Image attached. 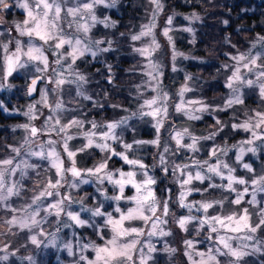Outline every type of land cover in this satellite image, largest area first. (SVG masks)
<instances>
[{
    "label": "clouds",
    "instance_id": "clouds-1",
    "mask_svg": "<svg viewBox=\"0 0 264 264\" xmlns=\"http://www.w3.org/2000/svg\"><path fill=\"white\" fill-rule=\"evenodd\" d=\"M186 2L192 3L193 0ZM194 2L203 5V0ZM139 3L140 0H133V7ZM148 3L153 5L151 0ZM38 5L40 0H0V25H9L0 31V93H6L9 97L18 93L26 99L31 98L24 105L23 111L15 106L10 111L4 101L0 100V108L6 115L18 113L27 118L24 123L9 125L14 134L12 140L15 141L5 145L10 151L5 152L4 148H0V153H3L0 159L14 161L13 170L7 172L4 181L0 182V190L4 192L0 197V264H46L41 255L43 250L49 248L56 250L58 264H86L82 257H86L93 250L92 246L98 243L99 232L106 230L100 217L93 213L108 204L112 205L109 208L111 212L120 203H127L126 198L115 201L114 197L120 194L119 185L108 182L109 174L113 180L118 179L123 168V161L119 166L115 165L112 159L114 152L118 160L127 156L129 160L145 163L146 168L133 167L131 170L136 172L138 182L142 181L145 171L155 180L152 185L155 196L149 200L146 209L151 215L150 209L156 208L155 214L160 221L155 235L149 236L150 226H143L145 231L140 237L142 242L134 251L133 259L125 260L123 264H141L140 249L144 252L146 264H189L188 256L185 255L189 251L185 247L188 239H192L196 245L191 250L196 260L199 259L195 257L196 250H209L217 259L223 254L219 264H264L261 258L264 257V234L258 228L256 231L230 234L233 236L231 246L241 253L239 257H233L216 243L210 230L205 232L199 224L203 216L208 214L200 207L202 203H219L222 205L220 211L224 214L235 213L239 216L241 208L231 201L240 198V193H244L241 204L248 208L250 223L257 225L264 221V187L261 186L264 183V94L260 91L264 85V75H260V69L264 68V50H258L264 35L257 34L251 39L245 36L249 47L242 50L226 34L222 39L210 42L211 46L203 47L206 55H195L199 41L198 25H203L208 8L204 6L203 13L196 10L187 14L173 11V20L176 16H182L187 21V25L179 31L187 33V42L191 48L188 51L176 48L178 55L175 59L171 54L170 71L173 75L183 74V79L179 80L178 87L169 88L163 82L169 65L165 62L161 43L152 60L163 75L157 74L156 79L150 80L144 74L147 61L134 51L141 46V42L137 46L130 39L144 24L140 25L138 32H133L131 28L121 31L120 21L109 14L115 11L122 15L121 6H127V0H97L91 11L86 10L80 0H62L65 15L57 21V26L67 39L75 38L81 42L83 54L78 55L77 63H72L71 57L64 52L57 62L54 45H42L44 55L49 56L48 68L22 57L16 70V77L21 78V83L5 76L6 54L15 53L16 47L24 45L27 37L17 31V26L22 29L28 18L27 12L30 10L36 13ZM13 6L22 10L26 16L8 22L5 15ZM77 7L79 11L75 16L68 14L69 9ZM254 10L255 6L242 9ZM221 23L227 26L229 22L222 20ZM261 23L264 24V19ZM82 24L88 25L87 31L80 28ZM241 27H237V32H240ZM13 30L16 35H13ZM125 44L129 51H124ZM223 45L235 49V54L224 51V56H250L257 63L251 73L244 70L241 81L234 83L231 88H226L225 92L214 90L208 97V87L218 80L225 84L230 75L224 65L231 67L232 62L220 61L217 51L218 47L222 50ZM124 55L141 59H135L134 63L124 68L125 75L121 76L118 66ZM110 56L115 59H110ZM178 61H194L205 67L193 72L188 70L186 64L182 65ZM213 61H218L219 66L212 67ZM93 63L100 64L101 68L95 72L88 71L87 68ZM81 64L85 67H81ZM33 79L42 81L41 90L47 94L48 104L51 105L53 115L60 121L59 127L64 128L63 133L56 131L50 136H32L31 127L42 128L45 123L43 120L38 125V120H30L25 115L30 112V106L40 103V97L34 98L35 93L29 94L28 91ZM57 79H63L64 83L57 85ZM249 80L253 82L251 85ZM181 89H187L183 97L180 96ZM157 95L160 103L154 107H159L161 111L153 117L150 114L153 108L144 102L150 96ZM249 96H254V106L246 104ZM190 100L198 103L189 104ZM57 104L60 105L59 109L56 108ZM177 104H181L179 111ZM164 108L167 109V115L164 114ZM45 109L49 111L48 108L39 109L42 115H45ZM225 112L230 113L229 116L224 117L222 114ZM69 122H73L72 126L66 128ZM197 122H202L203 126H197ZM245 124L249 127H244ZM25 125H28L27 129ZM108 125L113 127L108 128ZM18 130L21 134L15 135ZM145 133H151V138H144ZM238 133L241 135L236 138ZM68 136L72 139H67ZM178 140L181 141L179 144ZM66 143L67 151L76 154L74 159L68 156ZM49 152H55L56 160L63 162L64 174L55 189L48 187L49 178L56 171L52 159L47 155ZM161 156L165 157L166 165L161 164ZM149 158L151 163H146ZM109 161V167L99 173L95 172L96 167ZM191 161L198 162L199 166L192 169L193 176L198 179H194L188 187L193 195L199 194L200 198L187 201L192 204V208L188 209L180 207L173 200L171 189L165 187L163 194H160L157 187L164 180L179 188L176 175L169 176L164 168L175 169ZM72 168L77 169L79 175H74ZM158 172L162 175H158ZM228 176L235 178L231 188L225 182ZM239 180H244V183H237ZM9 187L13 188L10 196L7 195ZM42 192L43 197L40 195ZM50 192L56 201H63L60 206L64 210L60 215L53 216L52 212L47 211L49 202H52V197L48 195ZM165 203L169 207L166 217L163 213ZM208 212L220 214L214 208ZM181 214L192 217V222L184 229L178 227ZM30 215L38 222L33 223L27 219ZM72 215L78 216L81 223H75L71 219ZM21 219L28 226L22 227ZM160 231L167 235H160ZM33 237L37 243H33ZM200 244L205 246L203 250L197 247ZM217 248L219 252L215 251ZM61 253L64 255L61 256Z\"/></svg>",
    "mask_w": 264,
    "mask_h": 264
},
{
    "label": "snow or ice",
    "instance_id": "snow-or-ice-1",
    "mask_svg": "<svg viewBox=\"0 0 264 264\" xmlns=\"http://www.w3.org/2000/svg\"><path fill=\"white\" fill-rule=\"evenodd\" d=\"M80 3L84 5L86 10L91 11L96 6L97 0H80ZM153 4V9L151 13V20L148 23L144 24L141 30L138 33L133 34L130 39L134 42H141V46L136 47L134 51L138 53L141 57L144 58L147 63L144 65L145 75L149 77L150 80H154L157 77V74L163 75L159 73L158 66L153 62L152 57L154 53L160 48V42L157 39L156 28H157V18L161 12L164 10V5L162 0H151ZM42 6V9H41ZM79 11V8L69 9L68 14L76 15ZM63 8H62V0L60 3L57 0H40V5L37 7L36 13L32 11L27 12V19L24 21V27L21 29L20 26H17V31L20 32L22 36H26L27 39L24 40V45L21 47H16L15 53L6 54L5 59V76L6 77H16V70L21 63L22 57H27L30 61H35L41 64L45 69L48 68L49 65V56L44 55V49L42 45H54L55 50H57V62H59V58L62 53H68V56L71 57L72 63H77L78 55L83 54V49L80 47L81 42L76 40L75 38L69 40L62 34L61 28L57 26V21L61 20L64 16ZM95 20V16L92 17ZM173 24V18L171 16L167 19V26H165L162 30V35L167 39L168 45L171 48V54L173 59H175L178 53L176 52V45L172 39L170 33L173 31L171 25ZM80 28L83 31L88 30L87 24L80 25ZM33 41L35 43H33ZM135 44V43H134ZM41 45V46H37ZM258 50H264V38H261V48ZM6 52V50H4ZM264 59V58H262ZM231 67L227 64L224 65V69L230 73L227 78L226 83L223 85L225 88H231L232 85L236 82L241 81L243 77V71L246 70L249 73L253 71L254 65H256V61L253 60L250 56L245 57L244 55H232L230 56ZM242 66V67H241ZM260 75H264V68L260 69ZM42 81L33 79L31 81V86L28 91L29 94H38L40 97V103L36 106H30V112L25 113L26 116L30 120H39L41 116H44V125L42 128L31 127L30 131L32 136H36L38 134H43L46 136L52 135L54 132L59 131L61 133L64 132V128H60V121L56 119L51 111V105L48 104V96L41 90L40 84ZM64 83L63 79H57L56 84L62 85ZM249 85L253 82L251 80L248 81ZM51 88V84H49V89ZM159 88V84L157 85ZM187 89L180 90V96L183 97L184 92ZM261 94H264V85L261 86ZM145 105L153 108L150 114L153 117H156L158 113L161 111L159 107H154L159 101V96H150L145 100ZM198 103V101L190 100L188 102ZM40 108H48L49 111L47 115H42ZM56 108L59 109L60 105L57 104ZM2 109V108H0ZM181 109V104H177V110ZM3 110V109H2ZM164 114L167 115V109H163ZM259 115V114H258ZM73 122H69L65 125L66 128H70ZM51 127H48V125ZM26 129L28 125L24 126ZM94 128L95 126L92 125ZM108 128H112V125H108ZM244 127H249V125L245 124ZM107 135V132L104 133ZM86 135H91L86 133ZM179 135V133H177ZM67 139H72L71 136H68ZM91 143V140L89 141ZM181 141H177L179 144ZM52 141H50V144ZM68 145L65 144V150L69 157H75V153L67 151ZM215 153L213 152L212 155ZM37 155H44V153H38ZM48 157L52 159L53 167L56 171L49 178L48 187L53 189L58 187L60 178L63 176V162H58L56 160L55 152H49ZM208 155V153H206ZM112 159H116L115 152L113 153ZM161 164L166 165L167 161L165 157L161 156ZM182 159V158H181ZM119 161H123V168L119 172V178L113 180L111 174L108 176V182L119 185V195L115 196V201L119 202L122 199H127V203H120L118 207H116L113 211L109 212V208H112L111 204L105 206L102 210L97 208V210L93 213L94 216H99L101 221L104 224L106 230L99 232V242L92 246L93 250L89 251L86 257H82V260L86 261V264H123L125 260H132L133 253L137 250V246L142 242L140 237L144 234V225L150 226V231L148 235H155L159 230V218L156 216V208H151V215L148 214V209H146V205L149 200L154 198L155 193L152 189V185L155 183L153 177L147 172H143L142 181L138 182L137 174L133 169V167H138L140 169L146 168V165L142 161H134L129 160L127 156H122ZM14 161L11 159H0V182H3L5 179V175L7 172H11ZM111 161L107 164H101L96 167L95 172L99 173L103 168L109 167ZM198 162L191 161L190 163L184 164L183 166H179L175 169H170L165 167L164 171L169 175H176L177 180L179 182V191L178 194L174 195L173 200L177 201L179 206L182 208H192V204L187 203V201L192 200L193 194L188 187L192 184L194 179H198V177H194L192 174V169L198 167ZM71 171L74 175H79L77 169L72 168ZM91 171V170H90ZM235 178L232 176H228L225 178V182L229 188H231L232 183ZM237 183L243 184L244 180L236 181ZM264 187V183L261 184ZM111 191V189H109ZM246 191V189H245ZM130 193V194H129ZM135 193V194H133ZM13 194V188L9 187L7 190V195ZM4 195V192L0 190V197ZM41 197H43L44 193L42 192ZM50 197H52V202H49L47 211L52 212L53 216L60 215L64 210L60 205H62L63 201H56V197L53 193H48ZM240 198L234 199L231 203L239 206L241 208V214L237 216L235 213L226 215L220 211L222 205L219 203H202L200 207L204 210V213H208L204 215L203 218L199 221L201 228L205 232L211 231L213 237L222 248L228 250V254L233 257H239L241 255L240 250L233 248L231 246L230 241L233 236L230 234H238L244 231H256L257 228L264 232V221L259 222L257 225H253L250 223V217L248 215V208H244L241 204V199L244 197V193L239 194ZM91 199V197H89ZM176 206L175 204L173 205ZM214 208L220 214L213 215L208 212L209 209ZM169 211L168 204L165 203L163 205V213L165 217L167 216ZM11 216L12 213L10 212ZM15 219V218H14ZM27 219L32 220L33 223H37L33 215H30ZM71 219L80 224L81 221L78 216L72 215ZM192 222L191 216H185L181 214L178 220L179 229H184L186 225ZM21 226H28L24 219H21ZM219 233H223V235H219ZM160 235H167V233L160 231ZM189 236H191V231L189 230ZM33 243H37L35 237H33ZM87 248L88 245H85ZM185 247L189 249L185 253L188 256L189 264H219V260L223 259V254L217 259L215 255H213L212 251L205 250L200 251L196 250L195 257L199 259H194L192 255L193 249L196 248L194 241L192 239H188L185 241ZM201 248H203V244H201ZM151 246H149V251H151ZM216 252H219L220 249H215ZM141 253V264H146L144 258V252L140 249Z\"/></svg>",
    "mask_w": 264,
    "mask_h": 264
},
{
    "label": "rangeland",
    "instance_id": "rangeland-1",
    "mask_svg": "<svg viewBox=\"0 0 264 264\" xmlns=\"http://www.w3.org/2000/svg\"><path fill=\"white\" fill-rule=\"evenodd\" d=\"M211 1H213V0H211ZM257 2L260 4H263L264 0H257ZM162 3L164 5V10H163V12H161L159 14V16L157 18V21H156L157 28L155 31H156L158 41L163 46V54H164L165 62L169 65V68L166 70L165 76L163 77V82L169 88H175V87H178L179 80L183 79V74L177 73V74L173 75L170 71L171 48L168 45L167 39L165 37H163L162 30L165 26H167V19L169 16H171L173 11H176L179 13H184V14H187L193 10L202 12L199 9V7L197 6V5L201 6V4H196L194 2V0L192 3H188V2H186V0H162ZM153 7H154L153 5L148 3V0H140L139 5L136 7H133V0H127V6H124V5L121 6L122 15H118L115 11H112L109 14L114 19L119 20L120 24H121L122 18L124 21L127 20L128 23L126 22V24H128V26L125 27V29H123V30L120 29L121 31H127L129 28H131V30L133 32H138L140 30L141 24H146L149 22ZM262 10H264V9H262ZM251 12H254V11H251ZM127 15L129 18L125 19V16H127ZM25 16H26V14L22 10L15 9L13 6V8H10L7 11V13L5 15V20L8 22H11L15 18H24ZM222 20H227L229 22L228 25L230 24L229 19L223 17ZM207 23H208V20L206 19V16H205L204 21H203V25H198V27L200 28V31L202 29L206 28ZM186 25H187V21L183 20L182 16H176L173 20V24L171 25V27L174 29V31L170 34L173 35V37H174L176 48L181 50V51H188L191 48V45L188 44V42H187V40H188L187 33H182L181 31H179V29L181 27L186 26ZM7 26H9V25H0V31H2L4 29V27H7ZM259 27L261 28L262 31H257L255 36L257 34L264 35V24H262L261 21L259 23ZM13 35H16L15 30H13ZM198 35H199V33H198ZM25 39H27V38H25ZM125 40H126V38H125ZM134 43L137 46L140 45V42H134ZM124 51H129L126 44H125ZM196 53H197V51L194 54L197 55ZM227 57H229L228 61H230V56H227ZM112 58L115 59V57H111L110 59H112ZM122 58L126 59V62L124 63V65H122L123 68L129 67L132 63L135 62V59H141L140 57H136L134 59V58L129 57L127 55L121 56L120 59L122 60ZM178 63H180L182 65L186 64L188 70L193 71V72L197 71L202 66L199 63L194 62V61H189V62L178 61ZM119 66H121V64ZM13 79L18 80L22 83V80L20 77H15ZM40 87H42V83L40 84ZM225 90H226V88H225ZM17 95H19V94L18 93L13 94L11 97H9L6 93H0V100L4 101V104L6 105V107L10 111L13 109L14 106L19 108L21 111H23L24 105L28 102V99H31V98L26 99L24 96L20 95L22 97V101L17 102ZM191 95H193V94H190V96ZM38 97H39L38 94H36L34 96V98H38ZM110 111L111 110H109V115H110ZM44 112H45V115H47L48 110L45 109ZM0 115H2L4 118H8V117L19 118L16 123H24L27 120L26 117H23L22 115H20L18 113L6 115L2 109H0ZM90 115H92V114H90ZM208 118H210V117H208ZM43 120H44V116H41L40 119L37 121V124L39 125L40 123L43 122ZM210 120H211V118H210ZM197 123H200V122H197ZM1 129L2 128L0 127V130ZM9 129H10V127H9ZM10 132H11V129H10ZM20 134L21 133L19 130L17 131V133H15V135H20ZM13 135L14 134L12 133L10 136L3 137V142L0 144V148H4L5 152L10 151V149L5 147L6 144L15 143V141L12 140ZM240 135L237 138H239ZM144 138H151V133H145ZM2 157H3V153H0V158H2ZM178 159H181V158L178 157ZM114 160L116 161L115 162L116 166H119L121 164V162L118 159H114ZM146 163H151V159L149 158L146 161ZM157 174L162 175V173H159V172ZM159 185H162V192H163L164 188L167 187V188L171 189L172 196L178 194L179 188L175 184L166 183L164 180H161ZM89 190H91V189H89ZM192 198L193 199L194 198L199 199L200 197H199V194H194ZM248 198H250V197H246V199H248ZM261 234H264V232H262ZM197 239H200V238L197 237ZM197 247L200 248L201 250H203L205 246L203 245V248H201V244H200ZM60 255L63 256L64 254L61 253ZM56 256H57L56 250L49 248V249L43 250L41 258L46 260V264H58V261L56 260ZM261 258H263V257H261Z\"/></svg>",
    "mask_w": 264,
    "mask_h": 264
},
{
    "label": "trees",
    "instance_id": "trees-1",
    "mask_svg": "<svg viewBox=\"0 0 264 264\" xmlns=\"http://www.w3.org/2000/svg\"><path fill=\"white\" fill-rule=\"evenodd\" d=\"M199 9L204 12V6H207L208 11L206 13V19L208 20V23L206 24V28L199 31V41L197 45V55H206L203 52V47L205 45L211 46L210 42L220 40L223 38L224 35H228L229 38L232 40L233 43L237 45V47L241 48L242 50L249 47V44L245 40V36H248L249 39L255 36L257 31H262L259 27V23L262 19H264V3L260 4L257 2V0H213L209 2V0H203V5L199 6ZM255 6L254 12L251 11H242V9H251ZM261 10V11H260ZM225 17L230 20V24L228 26H225L221 23L222 18ZM129 18L128 15L125 16V19ZM127 20H121L120 29L123 30L125 27L128 26L126 24ZM128 23V22H127ZM240 32H237V27L241 26ZM219 59L220 61H228L229 57L224 56V51H227L231 54H235V49L232 48L230 45H223L222 50L220 47L217 48ZM112 56H110L111 58ZM113 59V58H112ZM126 62V59L121 60V66H118L119 74L121 76L125 75L123 72L124 63ZM219 62L213 61L212 67H218ZM81 67H85L83 64H81ZM205 67V66H201ZM97 68H101L100 64L93 63L89 68H87L88 71H93ZM103 70V69H102ZM106 83V82H105ZM222 81H216L214 82L210 87H208L206 95L210 97L213 94L214 90H218L220 92H225V87L223 86ZM14 100V99H13ZM22 97L20 95H17V102H21ZM246 104L249 105H255L256 100L254 96H249V98L246 100ZM230 113L225 112L222 115L224 117L229 116ZM96 115H99L98 113ZM19 118L16 117H8L4 118L2 115H0V127L2 128L0 130V144L3 142V137L10 136L12 133L10 132L9 125L15 124L18 121ZM208 121L210 118H206ZM211 121V120H210ZM197 126H203L202 122L197 123ZM240 134H237V137ZM236 137V138H237ZM116 162V161H115ZM157 191L160 194H163L162 192V185H159L157 187ZM264 259V257L262 258ZM249 260H251L249 258Z\"/></svg>",
    "mask_w": 264,
    "mask_h": 264
},
{
    "label": "water",
    "instance_id": "water-1",
    "mask_svg": "<svg viewBox=\"0 0 264 264\" xmlns=\"http://www.w3.org/2000/svg\"><path fill=\"white\" fill-rule=\"evenodd\" d=\"M36 94H34V96H35Z\"/></svg>",
    "mask_w": 264,
    "mask_h": 264
}]
</instances>
